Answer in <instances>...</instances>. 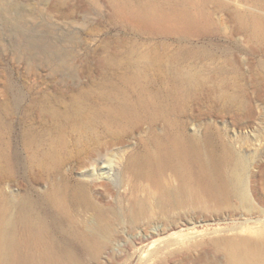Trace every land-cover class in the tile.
I'll list each match as a JSON object with an SVG mask.
<instances>
[{
    "label": "rangeland",
    "instance_id": "1",
    "mask_svg": "<svg viewBox=\"0 0 264 264\" xmlns=\"http://www.w3.org/2000/svg\"><path fill=\"white\" fill-rule=\"evenodd\" d=\"M170 140L223 192L162 213L182 175L126 163ZM0 214L83 264H227V238L264 243V0H0ZM75 232L100 238L95 258Z\"/></svg>",
    "mask_w": 264,
    "mask_h": 264
},
{
    "label": "bare ground",
    "instance_id": "2",
    "mask_svg": "<svg viewBox=\"0 0 264 264\" xmlns=\"http://www.w3.org/2000/svg\"><path fill=\"white\" fill-rule=\"evenodd\" d=\"M154 12H151V9L148 11L131 9L122 13L133 24L151 28L167 27L166 20L169 18L165 19L166 15ZM194 26H198L197 20H192L190 17L185 20L186 28ZM205 160L184 142L170 140L167 143H158L153 150L142 155H129L126 168H130L136 173L145 174L154 184L157 183V177L166 170H172L182 175L176 187L177 191L173 195H164L160 198V211L163 213L174 205L185 203L187 193L194 196V192H198L197 190L214 195L223 192L222 185L215 187L212 184L214 183L213 174L216 173L214 171L215 164L211 160L208 161L209 159ZM191 172H194L195 176L197 174L198 177H195L197 180L194 184L190 183L192 181L190 177L193 174H190ZM247 207L249 208V205ZM131 210L134 220L147 213L146 205L142 200H134ZM5 220L0 214V264H83L73 248L65 242L49 237L43 223L39 222L36 227L28 225L24 229H18L14 224ZM74 237L80 242H86L90 255L95 258L101 248L100 238L96 234L84 232H75ZM172 240L168 245L174 244ZM214 243L217 245L216 242ZM190 245H194V243L191 242ZM222 246L221 248L227 251V264H264V243L262 242L235 240V238L228 240L227 238Z\"/></svg>",
    "mask_w": 264,
    "mask_h": 264
}]
</instances>
